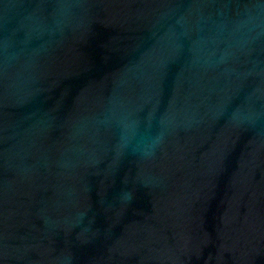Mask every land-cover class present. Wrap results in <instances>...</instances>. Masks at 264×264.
Masks as SVG:
<instances>
[{
    "label": "water",
    "instance_id": "1",
    "mask_svg": "<svg viewBox=\"0 0 264 264\" xmlns=\"http://www.w3.org/2000/svg\"><path fill=\"white\" fill-rule=\"evenodd\" d=\"M0 264H264V0H0Z\"/></svg>",
    "mask_w": 264,
    "mask_h": 264
}]
</instances>
